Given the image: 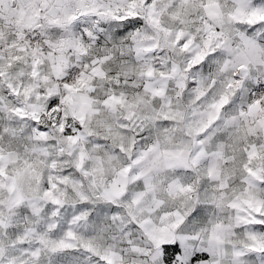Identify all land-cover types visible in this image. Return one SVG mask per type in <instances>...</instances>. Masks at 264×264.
Instances as JSON below:
<instances>
[{"label": "clouds", "instance_id": "clouds-1", "mask_svg": "<svg viewBox=\"0 0 264 264\" xmlns=\"http://www.w3.org/2000/svg\"><path fill=\"white\" fill-rule=\"evenodd\" d=\"M177 237L264 264V2L0 0V264Z\"/></svg>", "mask_w": 264, "mask_h": 264}, {"label": "snow or ice", "instance_id": "snow-or-ice-1", "mask_svg": "<svg viewBox=\"0 0 264 264\" xmlns=\"http://www.w3.org/2000/svg\"><path fill=\"white\" fill-rule=\"evenodd\" d=\"M264 2V0H257ZM69 236L72 233H68ZM207 259V254L197 250L183 237L174 238L161 244L156 264H200Z\"/></svg>", "mask_w": 264, "mask_h": 264}]
</instances>
